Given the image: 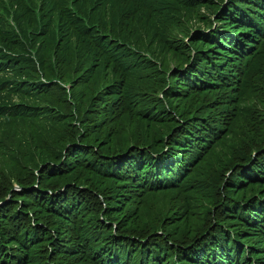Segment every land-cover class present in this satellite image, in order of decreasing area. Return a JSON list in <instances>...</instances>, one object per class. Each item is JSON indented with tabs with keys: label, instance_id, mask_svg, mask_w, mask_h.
Here are the masks:
<instances>
[{
	"label": "trees",
	"instance_id": "16d2710c",
	"mask_svg": "<svg viewBox=\"0 0 264 264\" xmlns=\"http://www.w3.org/2000/svg\"><path fill=\"white\" fill-rule=\"evenodd\" d=\"M0 162V264H264V0H0Z\"/></svg>",
	"mask_w": 264,
	"mask_h": 264
},
{
	"label": "rangeland",
	"instance_id": "374dc122",
	"mask_svg": "<svg viewBox=\"0 0 264 264\" xmlns=\"http://www.w3.org/2000/svg\"><path fill=\"white\" fill-rule=\"evenodd\" d=\"M191 25L194 26L195 23L192 22ZM186 41H187V40H186ZM258 44H259V43L253 45V47H259ZM168 64L171 65V67H175V61H171V59L168 60ZM69 82H70V81H69ZM158 95H159L160 97H162V94H161V93H159ZM161 131H162V130H161ZM161 131H160V132H161ZM160 132H157L156 134L159 135ZM96 139H98V138H95V137H94V138H93V141H95ZM93 141H85V142L91 144V147L93 146V147H95V149H96V148L98 149V146H97L96 144H94ZM135 143H136V140L132 137V134L130 133V135H129L128 138H126V137L123 138V141L121 142L120 145H113L112 148H113V150H117V151H121V148H122L123 150H128V149H131V147H132ZM144 144H146V141L144 142ZM67 145H68V141L66 140L65 147H63V148L66 149ZM63 148H62V149H63ZM63 154H64V152H63ZM0 165H1V162H0ZM195 215H197V212L195 213ZM191 220H193V218H192Z\"/></svg>",
	"mask_w": 264,
	"mask_h": 264
},
{
	"label": "clouds",
	"instance_id": "9594fccd",
	"mask_svg": "<svg viewBox=\"0 0 264 264\" xmlns=\"http://www.w3.org/2000/svg\"><path fill=\"white\" fill-rule=\"evenodd\" d=\"M258 40H259V39H252L251 41H252L253 44H249V45L253 47V45H255V44L258 43ZM254 41H255V43H254Z\"/></svg>",
	"mask_w": 264,
	"mask_h": 264
},
{
	"label": "flooded vegetation",
	"instance_id": "af4514ba",
	"mask_svg": "<svg viewBox=\"0 0 264 264\" xmlns=\"http://www.w3.org/2000/svg\"><path fill=\"white\" fill-rule=\"evenodd\" d=\"M254 43H255V41H254Z\"/></svg>",
	"mask_w": 264,
	"mask_h": 264
}]
</instances>
